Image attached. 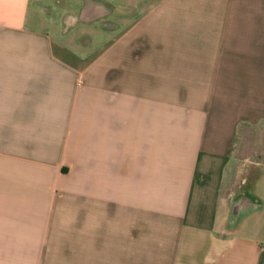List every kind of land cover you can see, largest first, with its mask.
<instances>
[{
	"label": "crops",
	"instance_id": "0c3cea01",
	"mask_svg": "<svg viewBox=\"0 0 264 264\" xmlns=\"http://www.w3.org/2000/svg\"><path fill=\"white\" fill-rule=\"evenodd\" d=\"M263 124L264 0H0V264H264Z\"/></svg>",
	"mask_w": 264,
	"mask_h": 264
},
{
	"label": "rangeland",
	"instance_id": "374dc122",
	"mask_svg": "<svg viewBox=\"0 0 264 264\" xmlns=\"http://www.w3.org/2000/svg\"><path fill=\"white\" fill-rule=\"evenodd\" d=\"M234 154L237 158H247L249 162H264V124L240 129L236 138Z\"/></svg>",
	"mask_w": 264,
	"mask_h": 264
}]
</instances>
